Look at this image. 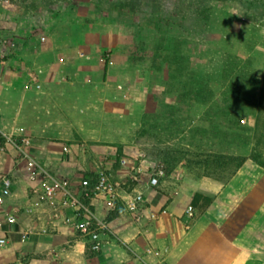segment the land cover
Segmentation results:
<instances>
[{"label":"crops","instance_id":"crops-1","mask_svg":"<svg viewBox=\"0 0 264 264\" xmlns=\"http://www.w3.org/2000/svg\"><path fill=\"white\" fill-rule=\"evenodd\" d=\"M24 4L0 3V57L5 58L0 132L29 137L30 156L43 173L31 179L12 146L0 152V194L2 177L12 180L0 219L6 213L15 217L0 228L6 239L0 243V264H264V166L252 159L226 181L201 176L190 185L173 169L150 186L149 172L137 167L135 181H116L129 183L127 190L120 187L125 197L143 193L146 208L139 219L122 205L111 210L102 196L78 187L81 177L93 180L102 170L75 142L65 143L80 135L84 99L101 97V104H93L98 113L121 101L105 98L107 65H92L94 53L83 46L91 36L66 29L43 34ZM46 174L71 179L75 193L107 222L99 252L63 223L69 209L48 203L42 190Z\"/></svg>","mask_w":264,"mask_h":264},{"label":"rangeland","instance_id":"rangeland-1","mask_svg":"<svg viewBox=\"0 0 264 264\" xmlns=\"http://www.w3.org/2000/svg\"><path fill=\"white\" fill-rule=\"evenodd\" d=\"M10 1L25 3L43 34L66 29L91 36L83 46L94 53L92 65L106 63L105 98L121 106L98 113L93 104L101 97L84 99L89 105L83 106L80 135L65 141L83 149L96 170L135 181L131 175L142 167L160 182L176 169L190 185L201 176L226 181L235 156L254 154L264 162V0H227L224 7L215 0ZM242 39L248 44L229 50L231 41ZM225 54L259 80L247 82L237 128L222 116L202 115L199 99L184 94L230 72L219 64ZM120 187L127 190L129 183Z\"/></svg>","mask_w":264,"mask_h":264},{"label":"built area","instance_id":"built-area-1","mask_svg":"<svg viewBox=\"0 0 264 264\" xmlns=\"http://www.w3.org/2000/svg\"><path fill=\"white\" fill-rule=\"evenodd\" d=\"M30 145L31 139L27 136H15L10 133L0 132V152H4L7 146H12L16 149L30 173V178L34 179L43 172H40L38 164L30 156ZM64 151H67V147H64ZM45 178L42 190L48 203L63 209H69V212L65 213L62 217L63 223L72 226L81 237L86 239L91 251L99 252L104 247L105 236L109 233L107 222L104 219L98 218L89 204L75 193L71 179L56 177L50 174H46ZM1 180L2 193L0 194V203L4 201V194L9 191L12 184L9 176H3ZM78 181H80L78 187L82 190L91 191L94 195L102 196L111 210H116L122 205L135 218L139 219L146 208L143 193H137L133 196H123L120 184L106 170L96 172L93 180L90 176H83ZM147 181L150 186L157 185L159 182L157 174L149 173ZM187 213L189 215L192 214L190 209L187 210ZM55 215L57 216L58 212ZM13 222H15L14 215L6 213L0 219V228L4 223ZM5 242L6 239L4 237L0 238V243Z\"/></svg>","mask_w":264,"mask_h":264},{"label":"trees","instance_id":"trees-1","mask_svg":"<svg viewBox=\"0 0 264 264\" xmlns=\"http://www.w3.org/2000/svg\"><path fill=\"white\" fill-rule=\"evenodd\" d=\"M215 1L217 5L224 7V5H222L221 3H224L227 0ZM200 16L205 20L209 18L204 13H201ZM216 40H218L217 37ZM231 42L229 44V50H235L240 46L248 44V42H246V39ZM224 60L225 61H221L219 64L222 67L228 68L227 70H230L231 68L230 72L224 74L222 72L221 79H217V81H215L214 83L211 82V79H208V81H205L198 86L190 87L184 94L185 96L199 99L203 107L202 115L212 113V115L214 116H222L223 118H226L228 122H230V124H232L233 128H237V125H239V119L237 120L235 116L244 113L243 109L245 108L244 105L246 104V101L243 100L248 94V90H246L245 88L247 87V82L253 81L255 83L259 80L256 78L253 72H248L246 69H243L244 67H242V64L240 65L239 63L240 60H237L236 58H229L228 54H225ZM203 80H206V78H204ZM247 158V156H235L231 158L237 161V163L235 164L234 169L231 171L226 180H228L236 172V170ZM249 158L264 166V162L260 161L257 157L254 156V154H250Z\"/></svg>","mask_w":264,"mask_h":264}]
</instances>
